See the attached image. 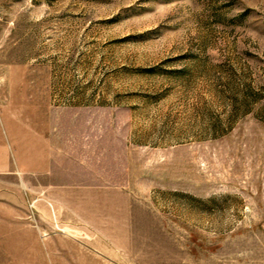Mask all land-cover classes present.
Wrapping results in <instances>:
<instances>
[{"label": "rangeland", "instance_id": "1", "mask_svg": "<svg viewBox=\"0 0 264 264\" xmlns=\"http://www.w3.org/2000/svg\"><path fill=\"white\" fill-rule=\"evenodd\" d=\"M0 264H264V0H0Z\"/></svg>", "mask_w": 264, "mask_h": 264}, {"label": "crops", "instance_id": "2", "mask_svg": "<svg viewBox=\"0 0 264 264\" xmlns=\"http://www.w3.org/2000/svg\"><path fill=\"white\" fill-rule=\"evenodd\" d=\"M23 173H25V172H23Z\"/></svg>", "mask_w": 264, "mask_h": 264}]
</instances>
